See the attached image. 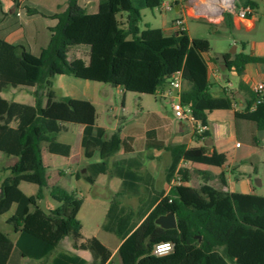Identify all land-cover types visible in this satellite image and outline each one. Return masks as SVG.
I'll use <instances>...</instances> for the list:
<instances>
[{
	"label": "trees",
	"instance_id": "16d2710c",
	"mask_svg": "<svg viewBox=\"0 0 264 264\" xmlns=\"http://www.w3.org/2000/svg\"><path fill=\"white\" fill-rule=\"evenodd\" d=\"M161 3L162 0H99L98 11L89 13L78 0H68L64 11L50 16L57 22L50 26V41L39 55L30 53L24 46H14L25 75L0 72V151L18 157L7 168L10 175L0 185V220L20 230V235L14 243L0 229V264H9L14 252L45 264L66 236H72L75 248L91 252V264H264V196L186 184L196 173L206 182L217 177L226 185L225 172L216 175L179 165L182 160L215 166L225 164V153L214 150L208 154L206 146L188 147L182 143L170 147L172 161L166 179L172 182L178 177L180 183L172 184L167 194L154 190L153 176L142 171L143 164L137 158L119 159L111 166L104 161L86 166L83 177L89 189L102 173L110 172L122 179L121 189L111 199L102 225L122 240L115 255L97 237L83 238L78 218L83 197L59 185H49L41 145L47 143L54 153H69L70 147L57 141L61 122L84 125L85 159L94 158L106 140V128L97 126V109L92 102L57 98L52 88L57 75L155 94L167 85L168 78L180 72L186 85L182 101L192 106L204 124H209L208 112L214 106L208 76L210 60L206 53L211 42L208 38H191L185 29L171 35L150 25L141 30L142 10L160 7ZM248 5L253 10L258 8L255 0H243V6ZM28 10L39 12L35 7ZM233 15L229 11L224 13L230 29ZM79 51L86 61L84 65L76 61ZM223 60L227 69L234 66L241 74L247 63L264 62V57L241 51L225 53ZM147 81L150 83L145 88ZM9 86H40L45 91L34 92L36 111L23 128L6 123L11 101L2 97L1 92ZM224 94L232 105L233 95ZM251 94L243 111L235 112V117L251 121L257 131L264 130V93ZM43 97L47 98L45 106ZM198 136L209 137L210 132L206 130ZM259 141L256 135L254 142ZM160 143L158 146L163 147V142ZM120 149L121 143L113 142L105 157ZM76 177L79 179L81 174ZM22 181L36 184L38 192L24 193L19 186ZM45 188L59 203L48 212L40 206ZM126 194L138 198L137 208L121 202L120 198ZM169 212L175 213L177 228H163L156 223L159 216ZM164 241L173 242L174 250L162 256L153 254L155 245ZM52 264H87V260L77 254L58 252Z\"/></svg>",
	"mask_w": 264,
	"mask_h": 264
},
{
	"label": "crops",
	"instance_id": "0c3cea01",
	"mask_svg": "<svg viewBox=\"0 0 264 264\" xmlns=\"http://www.w3.org/2000/svg\"><path fill=\"white\" fill-rule=\"evenodd\" d=\"M78 1L79 4L89 13H95L99 9V0ZM178 1L179 3L177 4L176 2ZM255 1L258 3V8L254 10L253 16L243 19L233 13L232 29L228 27L224 14L218 13V6L223 4L221 0H162L161 6L154 8L156 11H160V16L158 17L153 13L148 21H144L146 15L144 12L149 8L142 10L141 22L144 23V26L142 27L140 24L141 30L147 25H150L151 27L162 29L165 35H171L176 32L175 21L178 18H184L185 30L188 31L191 38L209 37L205 35L207 33H203L201 36L193 35L189 25L190 19L203 21L215 34L234 35L235 51L224 52L216 60L213 59L210 52L206 53V57L210 60L208 76L214 106L213 109L208 112L209 137L200 138L198 135H195L188 122L180 120L174 115L171 106V98L164 94L168 88L167 85L162 89L157 90L155 94H159L168 99L170 105L168 112L154 110L145 113V107L143 105L144 99L141 98L142 100L138 112L143 114L138 119H130L126 114L128 109L126 93L136 92L139 94H145L148 92L127 91L120 88L124 91V97L121 102L122 114L119 117L115 116V126L110 128L108 125L100 124L98 122V104H104L105 102L100 97L101 90L100 88H97L95 81L80 79L65 74L55 76L53 78L52 88L55 91L57 98L70 97L92 102L97 109V126L105 127L106 137L110 135L111 139L109 142H106L105 140L103 148L96 153L94 158L85 159L82 149L84 125L69 122V126L63 127V124L66 121L61 122L60 131L57 134V141L63 145L69 146V153L67 155L54 153L49 150L47 143L44 142L41 145L44 163L47 166L49 185H59L70 192H76L79 196L83 197L84 204L85 195L83 194L82 188L85 190L89 188L83 175L85 174V171H87L86 166L88 164L104 161L111 166L116 160L134 157L142 162V171L149 172L153 176L154 190L159 192L163 191L164 194H167L173 184L166 179V172L172 161L170 147L185 143L188 147L206 146L208 147V154H211L216 150L219 153H225L227 156V161L222 166L194 163L183 160L179 164L188 166L193 170L211 171L216 175L225 172L226 185H223L217 177L206 182L200 174L196 173L192 175V180L186 184L194 185L193 182H196L198 187L210 185L230 192L257 194L256 186H261L263 184L262 180L259 178L253 179L251 175L246 173L248 172L246 170L249 168L256 170V163L264 157V154L260 152L262 150L257 148V146H259L264 150V137L259 138L260 141L256 144L254 138L258 134V131L255 125L246 119H237L235 117V112L243 111L247 101L252 97L251 93H254V84L264 82V62L247 63L241 74H238L234 66L230 69H227L226 67V70H222L221 68V66L225 65L223 60V54L225 53L234 54V52L243 51L255 56L264 57V18L262 20V18L257 15L261 3L259 0ZM225 2L223 4L224 6L229 5ZM262 2L264 3V0ZM167 3L173 5L172 9H164V5ZM67 4L68 0H0L1 73L17 76L25 75V71L21 66L20 56L16 53L14 46H24L30 53L39 55L42 49L46 47L50 41V26L55 25L57 22L56 19H53L50 16L64 11L67 8ZM28 7H35L39 12L33 13L28 10ZM164 10L167 11L165 12L166 14L163 13ZM167 13H170V16ZM262 14L264 17V12ZM207 32L208 35L211 34L208 30ZM239 46L241 47V50L238 49ZM76 61L82 65L86 64L84 57L83 59H80L78 55H76ZM149 83L150 81L145 83V88L149 86ZM240 83H242L243 86H241ZM185 87L186 85H184V88ZM36 91L45 92L40 86H9L1 92L2 97L11 101V108L6 119V123L9 126L23 128L27 124L36 111L34 96V92ZM225 92L233 95L232 105H229L227 97L224 94ZM42 102L43 106H45L47 98L43 97ZM239 133L242 134L245 143L248 144L247 147H245L242 142L239 146L237 145V142H240L237 140ZM117 141L121 143V149L114 155L105 157L110 145ZM160 142H163V147L158 146L161 145ZM164 156L169 159L167 160L168 163L165 167L166 181L164 183H162V181L157 183V177L160 176L155 170L156 165ZM9 157L8 162L5 165L0 166V185L2 180L10 175V171L7 168L13 166L18 161L17 156ZM232 171H242L243 173L239 174L236 177V180L233 181L231 178ZM52 172L55 173V177L50 175ZM78 173L81 174L79 179L76 177ZM68 174L74 178V182L66 183L69 184V187H67L68 185H63L61 183L62 178ZM100 179H104V183H106L115 194L121 189L122 179L118 176L112 175L110 172L100 174L96 178V181L92 186L93 188L99 183ZM25 183L26 181H22L19 185L24 193L27 195H33L38 192L39 187L36 184L37 190L33 191L31 187L25 186ZM91 188L89 190H91ZM124 197L136 198L139 205L137 197L127 194L120 198L122 203ZM57 206L53 208H56ZM0 229L6 233L14 243H16L20 235V230H15L12 225L4 220H0ZM84 230V224L82 223L81 232L84 239L96 237L95 234L87 235ZM68 237L69 236H66L61 242ZM121 243L122 240L120 239L114 250H111L107 245L106 246L113 252V255H115ZM59 245L56 251L45 260V264H52L53 258L58 252L77 254L86 259L87 264L92 263L93 257L91 252L89 250L75 248L72 236L66 249H59ZM39 262L40 260L20 256L14 252L9 264H39Z\"/></svg>",
	"mask_w": 264,
	"mask_h": 264
},
{
	"label": "rangeland",
	"instance_id": "374dc122",
	"mask_svg": "<svg viewBox=\"0 0 264 264\" xmlns=\"http://www.w3.org/2000/svg\"><path fill=\"white\" fill-rule=\"evenodd\" d=\"M263 1V0H262ZM259 0L260 8L258 10L257 15L262 18L263 20V12H264V3ZM236 4L238 7L243 5V0H236ZM163 11L164 14H166ZM155 14L156 16H160V11H156L155 9H147L144 14V21H148L150 19V16L152 14ZM170 16V13H167ZM154 23V22H153ZM141 26H144L143 22H140ZM201 20H194L190 19L189 20V25L191 27V32L193 35L196 36H201L203 33H207V35L211 40V49H210V55L213 57V59H217L222 53L224 52H232L235 51L234 48V35H223V34H215L210 28L205 25ZM204 28V29H203ZM207 30L211 33L208 35ZM239 50H241V47H238ZM235 53V52H234ZM78 57L80 59H83V53L82 51H79L77 53ZM96 82V81H95ZM97 88H100V97L104 100V104H98V113H99V123L100 124H105L108 125L110 128L115 126V116L119 117L122 114V108H121V102L124 97V91H122L120 88L114 87L113 85L109 83H102V82H96ZM104 91V92H103ZM127 100H128V109L126 111V114L130 119H138L143 113H139L138 109H140V103H141V98L144 99L143 105H144V112L147 113V111H167L170 109V105L168 103V99L165 97H162L159 94H139L136 92H127ZM139 113V114H138ZM69 126V122H65L63 124V127ZM111 132V131H110ZM195 134V133H194ZM197 135V134H195ZM258 137H259V131H258ZM111 139L110 135L106 137V142H109ZM240 143H244V146L247 147L248 144L245 143V140L242 136L241 133H239V136L237 138ZM258 149L262 150L264 154V150L257 146ZM0 166L5 165L8 160L9 156L5 155L4 153L0 152ZM169 160L167 157H163L161 161L157 162L156 165V171L158 172L160 177H157V183H164L165 180V172H166V166ZM257 168L256 170H253L249 168L248 172H246L248 175H251L253 179L259 178L262 180V185L261 186H256L257 194L264 196V157L256 163ZM87 171H85L86 173ZM243 173L238 172V171H232L231 173V178L233 181L236 180V177ZM50 175L55 177V173L52 172ZM103 178V177H102ZM74 182V178L71 177L69 174L65 175L61 183L63 185H68L66 183H72ZM25 186H29L32 188L33 191L37 190V186L34 183H29L26 182ZM195 186H198L196 182H193ZM80 189V188H79ZM45 197L40 201V206L42 207L43 210L45 211H50L53 209V207L58 205V202L54 200L49 193V189L45 188ZM83 194L85 195V202L82 206V209L79 214V219L81 222L84 224L85 228V233L88 235H93L95 234L96 237H98L105 245H107L111 250H114L116 248V245L120 241V238L115 235L114 233H110L102 229L101 225L105 221V215L109 206V201L113 198L115 193L113 190L109 188V186L104 183V179H100L99 183L91 190H85L82 188ZM123 203L126 206L137 208L138 207V202L136 198L132 197H124L123 198ZM71 241V236H69L67 239L63 240L60 245L59 249H66L68 247V242ZM116 263H119V257H115Z\"/></svg>",
	"mask_w": 264,
	"mask_h": 264
},
{
	"label": "built area",
	"instance_id": "2783aa9c",
	"mask_svg": "<svg viewBox=\"0 0 264 264\" xmlns=\"http://www.w3.org/2000/svg\"><path fill=\"white\" fill-rule=\"evenodd\" d=\"M222 1V0H221ZM223 5V4H222ZM173 5L167 3L164 5V9H172ZM227 11L237 14L240 18L246 19L254 15V10L251 6H240L236 4V0H232V5L225 6ZM176 32L185 29V20L184 18H178L175 21ZM185 81L182 74L176 73L167 81V90L164 93L166 96L171 98V106L174 111V115L183 121H186L190 124L192 131L197 135H204L206 130L209 128V124H204L201 119H199L192 108L188 103H184L181 99V94L184 89ZM253 90L258 94L264 93V82H258L254 84ZM241 143L237 142L239 146ZM173 184L180 183V178H174L172 181ZM164 245H168L167 248H163ZM174 250V243L171 241L160 242L155 245L153 249V254L162 256L171 253Z\"/></svg>",
	"mask_w": 264,
	"mask_h": 264
},
{
	"label": "water",
	"instance_id": "95a60500",
	"mask_svg": "<svg viewBox=\"0 0 264 264\" xmlns=\"http://www.w3.org/2000/svg\"><path fill=\"white\" fill-rule=\"evenodd\" d=\"M220 1V0H218ZM227 11L226 7L222 4L218 6V13L224 14ZM227 65L221 66L222 70H226ZM264 137V130L259 131V138ZM156 223L163 228H177L178 222L175 213L169 212L167 214L161 215L156 219Z\"/></svg>",
	"mask_w": 264,
	"mask_h": 264
},
{
	"label": "bare ground",
	"instance_id": "6f19581e",
	"mask_svg": "<svg viewBox=\"0 0 264 264\" xmlns=\"http://www.w3.org/2000/svg\"><path fill=\"white\" fill-rule=\"evenodd\" d=\"M226 1V2H225ZM223 4H224V2L226 3V4H229V5H226V6H230V5H232V0H222L221 1Z\"/></svg>",
	"mask_w": 264,
	"mask_h": 264
},
{
	"label": "clouds",
	"instance_id": "9594fccd",
	"mask_svg": "<svg viewBox=\"0 0 264 264\" xmlns=\"http://www.w3.org/2000/svg\"><path fill=\"white\" fill-rule=\"evenodd\" d=\"M167 247H168V245H164V246H163V248H167Z\"/></svg>",
	"mask_w": 264,
	"mask_h": 264
}]
</instances>
